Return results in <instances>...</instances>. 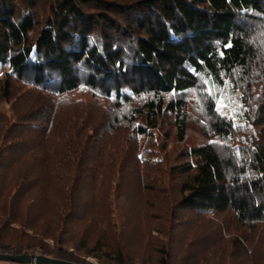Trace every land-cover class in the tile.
I'll return each instance as SVG.
<instances>
[{"label":"trees","instance_id":"16d2710c","mask_svg":"<svg viewBox=\"0 0 264 264\" xmlns=\"http://www.w3.org/2000/svg\"><path fill=\"white\" fill-rule=\"evenodd\" d=\"M0 253L264 264V0H0Z\"/></svg>","mask_w":264,"mask_h":264},{"label":"rangeland","instance_id":"374dc122","mask_svg":"<svg viewBox=\"0 0 264 264\" xmlns=\"http://www.w3.org/2000/svg\"><path fill=\"white\" fill-rule=\"evenodd\" d=\"M4 108L6 111L7 106ZM185 139L184 145H202L208 142L193 128L187 131ZM171 148H174V144L169 145L168 149ZM124 181L127 183L126 179ZM115 186L114 184L113 187ZM164 207L166 208V205ZM112 215L116 228L124 239L127 251L137 259L145 260L146 262L150 260L155 261L156 254H154L153 245L156 243V240H165L163 238L166 237L157 232L155 228L156 221L152 219L150 212L136 199L132 192L127 194L121 192L119 196H112ZM188 216L191 215L185 214L183 218H187ZM183 218L182 220H184ZM49 243L52 244V241ZM179 244L184 248L185 244ZM65 248H68L70 252L74 251L72 246H66ZM81 257L90 264H104L91 256L82 254ZM0 264H13V262L0 260Z\"/></svg>","mask_w":264,"mask_h":264},{"label":"water","instance_id":"95a60500","mask_svg":"<svg viewBox=\"0 0 264 264\" xmlns=\"http://www.w3.org/2000/svg\"><path fill=\"white\" fill-rule=\"evenodd\" d=\"M0 260L15 262L19 264H76L66 260L56 259L53 257L40 255V254L13 255V254L0 253Z\"/></svg>","mask_w":264,"mask_h":264},{"label":"crops","instance_id":"0c3cea01","mask_svg":"<svg viewBox=\"0 0 264 264\" xmlns=\"http://www.w3.org/2000/svg\"><path fill=\"white\" fill-rule=\"evenodd\" d=\"M13 264H19V263H14V262H13Z\"/></svg>","mask_w":264,"mask_h":264}]
</instances>
